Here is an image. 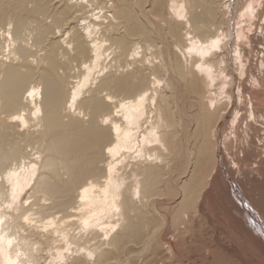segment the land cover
Here are the masks:
<instances>
[{
	"label": "bare ground",
	"instance_id": "6f19581e",
	"mask_svg": "<svg viewBox=\"0 0 264 264\" xmlns=\"http://www.w3.org/2000/svg\"><path fill=\"white\" fill-rule=\"evenodd\" d=\"M259 28L264 0H0V264H170L196 223L264 264L216 187Z\"/></svg>",
	"mask_w": 264,
	"mask_h": 264
},
{
	"label": "rangeland",
	"instance_id": "374dc122",
	"mask_svg": "<svg viewBox=\"0 0 264 264\" xmlns=\"http://www.w3.org/2000/svg\"><path fill=\"white\" fill-rule=\"evenodd\" d=\"M51 8L53 9V7ZM258 31L259 32L256 34V40L258 39L259 42L255 41V43L253 44V50H251L249 53V56L251 58L250 60L253 63H251L252 68L257 73L258 70L256 69V59L258 58V52L264 47V35L261 33L260 28L258 29ZM252 90H256L257 92V99L255 101L257 120L248 121L250 122V125H247V120L244 118L240 121V125L238 124L236 128L237 136L229 137V139L227 140L228 150L225 153L227 155L226 159L227 161L229 160L230 163L232 159H237L239 161L240 168H229L228 166L230 165L229 162H227L226 164L228 165H226V167L228 168L224 166L225 173L223 172L220 174V178L217 182L218 185H216V187H219V194L221 195H219V197L223 198L220 199L221 202L224 203L226 207H229L230 205L229 208L231 209L232 213H234L235 217L243 221L245 220L243 223L245 227L248 228V231L251 233L254 232V236H259V241H261L262 239H264L262 237L264 235V231H262V229H264V154H262V151L264 149V118L260 115L264 114V88L261 90L254 88ZM250 119L252 118L249 117L248 120ZM228 125L229 124H227L224 128L222 138L227 135L229 136L231 133L230 127ZM221 177L225 178L222 179ZM219 182H221V184ZM223 191L225 192V195L223 194ZM241 206H244L245 208H241ZM215 207L216 211L218 209L217 214L219 216V219H221L223 226H229L228 224L230 223V220H228L229 218H227V214H221V209H219L218 205H215ZM220 216L225 217V219L221 218ZM226 221H228L229 223H227ZM196 225L195 226L198 228H196L195 230L196 233L195 231H193V235L191 233V238L188 236L187 241H181L182 244L178 249L180 251V255L176 256V259L173 260V262L170 264H240L239 262H236L237 260L228 258V256L218 250L220 249L219 246L218 249L214 250V252H212L211 254H206V249H208V247L210 246L209 250H211V246H213V242L215 240L214 238L218 237V234L220 233L223 234L220 235L225 243L227 241L228 244H231V242H233V238H231V236L226 231L224 233V231L221 230L223 232L222 233L220 229H215V226L213 224H210L211 229L210 227H208L209 225L207 227L203 226L201 228L199 227L198 223H196ZM212 226L214 227L213 229ZM237 235L240 241L247 242H244L246 244L241 242V244L243 245L240 246L241 249H246L262 259L261 256L257 255L254 249V247H256L254 246L256 241L252 242L250 237L243 233L240 234L238 232ZM195 238H197V241ZM211 239L213 242L211 241ZM249 239L251 240L250 242L248 241ZM244 245L246 246V248ZM130 248L136 249V246L130 243L127 249L130 250ZM180 258H182L184 263L182 261H178Z\"/></svg>",
	"mask_w": 264,
	"mask_h": 264
},
{
	"label": "clouds",
	"instance_id": "9594fccd",
	"mask_svg": "<svg viewBox=\"0 0 264 264\" xmlns=\"http://www.w3.org/2000/svg\"><path fill=\"white\" fill-rule=\"evenodd\" d=\"M215 103H216V102H215V101H213V102H212V105H210V106H214V105H215Z\"/></svg>",
	"mask_w": 264,
	"mask_h": 264
}]
</instances>
